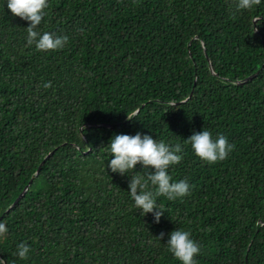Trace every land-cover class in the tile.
<instances>
[{"label":"trees","instance_id":"obj_1","mask_svg":"<svg viewBox=\"0 0 264 264\" xmlns=\"http://www.w3.org/2000/svg\"><path fill=\"white\" fill-rule=\"evenodd\" d=\"M234 5L48 0L37 30L67 41L38 51L25 43L28 22L0 0L4 264H179L164 244L174 228L200 245L196 264H264V0ZM201 129L233 144L223 160L206 163L184 144ZM137 131L183 147L168 174L191 187L155 197L159 222L127 193L138 173L107 168L108 139Z\"/></svg>","mask_w":264,"mask_h":264},{"label":"clouds","instance_id":"obj_2","mask_svg":"<svg viewBox=\"0 0 264 264\" xmlns=\"http://www.w3.org/2000/svg\"><path fill=\"white\" fill-rule=\"evenodd\" d=\"M260 3L261 0H235L234 7L236 11H251ZM3 7H6L14 17L28 22L24 27L26 45L34 46L38 51H49L60 49L66 43L67 36L37 30V25L40 24L48 7V0H3ZM260 17L251 16L252 31H254L253 22L259 24ZM48 86V82L43 84L45 88ZM173 105L170 103L169 107ZM134 116L135 113L132 112L126 118L132 119ZM183 142L190 147L195 157L206 163L223 160L233 149V144L228 142L224 135L217 134L213 138L207 129L192 132L183 139ZM106 151L107 157L111 156L107 162L109 171L121 175L129 172L138 173L128 176L127 193L141 216L150 213L153 222H159L163 210L157 206L155 197L164 196L172 200L188 194L191 186L187 181L184 179L171 181L168 174L169 166L177 164L182 159L183 147L180 143L169 145L137 131L132 135H112L107 141ZM137 164L146 172H134V166ZM146 184L154 186L153 190H145ZM6 231L5 224L0 222V238H3ZM160 236L162 237L163 233ZM164 244L179 264H196L195 257L200 253V245L191 237L188 230L174 228L168 233ZM28 252L27 244L20 242L16 245L13 255L23 260ZM0 264H4V261L0 260Z\"/></svg>","mask_w":264,"mask_h":264},{"label":"water","instance_id":"obj_3","mask_svg":"<svg viewBox=\"0 0 264 264\" xmlns=\"http://www.w3.org/2000/svg\"><path fill=\"white\" fill-rule=\"evenodd\" d=\"M27 188V187H26ZM26 188L23 190V192L16 198V200L14 201V203L10 206V208L21 198V196L25 193ZM8 211V210H7Z\"/></svg>","mask_w":264,"mask_h":264}]
</instances>
